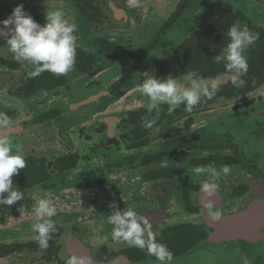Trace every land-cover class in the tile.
Segmentation results:
<instances>
[{"label":"flooded vegetation","instance_id":"obj_1","mask_svg":"<svg viewBox=\"0 0 264 264\" xmlns=\"http://www.w3.org/2000/svg\"><path fill=\"white\" fill-rule=\"evenodd\" d=\"M53 1L59 2L62 8L65 3L74 8V10L60 9L64 12L65 19L77 26L74 33L76 59L72 70L66 75H55L43 71L40 75L33 77L30 74L37 66L24 60H17L7 44V53L0 54V89L6 85L5 91L9 98L27 104L31 109L32 106L38 109L46 104L50 99L48 95L58 97L64 89L72 91L71 84L75 77L83 76L79 79L80 93L78 94L76 90L75 94H82L85 88L86 92L81 97L67 103V100L62 99L49 102L50 107L46 109L43 107L38 114H32L28 109L31 114L30 118L8 125V127H17V130L5 137L11 138L18 133H23L28 126L53 122L57 117L64 115L67 109L75 112L92 105L102 106L103 110L120 109L117 113L101 115L98 112L92 113V116L97 115L92 122V125L95 124L91 129L93 135L91 136L90 133L80 136L74 134L80 140H85L80 152L76 149L74 151H69V149L65 152L67 147L61 143L64 152L61 151L60 155L51 159H46L40 151V153L31 151L32 153L19 154L28 158H44V163L51 174L50 181H55V176L59 175L63 178L61 184L65 187L63 190H73L71 193L74 199L76 198L75 193L82 197L92 191L105 189L111 175L115 177L121 174L131 175L129 183L124 186H133L134 192L138 189L141 191L144 187L142 194L145 197L142 202H138L140 205L135 212H139L138 217L147 221L148 224L142 237L145 247L124 245L125 240L114 238L113 232L103 234L101 232L103 225L99 224L101 228L96 229L97 233L100 232L102 244L99 242L100 244L95 248L90 246L93 258L103 264L148 262L161 264L156 257L135 260L134 256L143 254L144 251L149 253L153 245H163L171 253V259L166 260L164 264H264V95H262L264 83L246 94L221 98L217 105L205 108L198 113L181 109V105L169 112V105L162 103L154 109L156 116L149 117L147 113H144L149 110L148 97L144 107L136 110L125 112L121 107L109 108L116 100L122 99L123 95L130 96L128 94L130 91L126 88L138 73H144L143 68L149 64L146 62L150 53L157 47L159 51L168 46L165 36L169 29L180 22L181 18H188L202 11V8L194 10L195 7L193 9L190 7L195 6L196 3H202L203 6L211 8L216 3H220V8L215 9L218 13L224 9L238 8L246 14L252 25L264 28V0H215V2L214 0H198V2L196 0H174L172 1L173 6H167L170 13L165 14L168 13L169 17L161 29L154 34L153 39L145 48H141L140 51L136 50L133 54L134 45L131 35L128 36L130 32L126 31L127 33H124L126 35H117L116 32L122 28L129 29L131 20L136 15V11L131 12L132 8L158 9L157 3L161 0H137L140 2L136 5H133L130 0ZM19 4H21L19 0L1 1L0 18L7 19L12 12L6 13V9L9 6L14 8V5ZM164 4L165 2H161V7ZM22 5L39 24H46L39 18L36 1L23 0ZM74 11L80 15L78 18L74 15ZM173 14H177L178 17L169 23ZM137 19L141 23L139 14ZM209 20L210 18L206 17V22ZM83 24L86 28L80 30ZM193 28L194 26H190V30ZM4 39L6 38L0 37V41ZM143 52H145L144 57L139 59ZM132 56H134L133 59ZM138 60L140 63L132 74V64ZM107 69L108 71L113 69L114 73L111 79L109 75L102 77V80L108 81L109 84L100 86L98 80L102 75L104 76V73L108 74ZM75 71L79 75H76ZM155 72L156 67L147 78L154 76ZM39 79H49L54 85L48 88L37 87L36 85L41 86L38 83ZM184 80L179 79L178 81L182 84ZM40 91H46L48 95H36ZM95 94H100V96L89 103L77 105ZM40 97H44L43 100H36ZM45 97H48L47 101ZM108 97L111 101L102 104V100ZM139 110L141 116L134 117L132 113ZM13 111L8 112L7 106L0 104V113L6 114L9 120L10 118L13 120V116L19 113L16 109ZM51 114L54 115L52 118ZM106 116L113 117L109 129L104 122L100 121ZM198 118L206 120L204 127H194ZM147 120L156 121L155 126L146 127L148 123L145 121ZM95 145L96 148L93 149ZM46 146L48 149L51 148L48 144ZM83 149H85L84 152ZM100 150H108V153L102 156L99 154L95 159L109 160L110 156L114 159L115 156L124 159L121 162L117 159V163L112 162L111 166L108 162L110 168L107 169L106 177L102 174L98 177L92 172L93 175L87 179L84 178L81 185L77 183L74 185L70 182L73 181V177L68 179L69 174L89 163V153H97ZM70 155H75L76 165L66 168V156ZM58 160H60L62 171L56 168ZM197 167L203 168L204 171L197 173L195 171ZM225 167L229 169L228 173L223 172ZM211 168H214L219 175H212ZM54 181L47 185L53 186ZM213 184L215 185L214 190H205V185ZM71 186L82 187L77 189ZM132 204V198H130L127 202L120 200L118 206L114 204L107 206L108 210L103 212L107 211L108 215L104 214L101 220L109 223L111 214L116 211H127L131 209ZM248 210H250L248 216L240 220H233L231 217ZM176 217L180 220L179 223H173L172 220ZM229 217L231 220L228 219ZM67 232L73 236L72 226ZM87 234L91 236L93 232L90 230ZM67 235L66 233L64 239L61 238V233L57 236L56 242L59 249L54 256L50 253L44 255L40 246L35 249L23 247L21 251L6 257L2 264L11 261L13 264H16L15 262L19 264H68L66 259L62 258V250L69 236ZM107 244L110 246H106ZM33 253L38 255L37 259L33 261L22 259L24 254ZM17 254L22 256H16ZM64 256L68 261L70 260L69 256ZM105 256H109L106 261L103 260ZM48 258L54 259L48 260Z\"/></svg>","mask_w":264,"mask_h":264},{"label":"rangeland","instance_id":"obj_2","mask_svg":"<svg viewBox=\"0 0 264 264\" xmlns=\"http://www.w3.org/2000/svg\"><path fill=\"white\" fill-rule=\"evenodd\" d=\"M1 1L12 2L14 0H0V2ZM22 1L23 0H19V3L22 4ZM34 1H36V6L39 12V18L43 23H47L46 21L47 11H56L60 9L74 10L73 6H71L68 3L67 4L65 3L62 8V6L59 5V2H55L53 0H34ZM130 1L132 2L133 5H136V3L138 4L140 2L137 0H130ZM172 1L174 0H161V2H165V4L161 7L160 5L161 2L157 3V5H159L158 9L132 8L131 12L136 11V15H134L133 19L131 20L129 29L127 30L126 28H122V30L116 32L117 35H122V34L126 35L124 34L126 31L130 32L128 33V36L131 35L130 37L134 45L132 54L136 53V50L140 51L141 48H145L149 44V42H151V40L153 39L154 34L161 29V27L169 17L168 13L167 14L165 13L166 12L170 13V10L167 8V6L168 5L173 6L174 2ZM196 1L198 2V0ZM220 6H221L220 3H216V5H213V7L207 8L203 6L202 3H196L195 6L190 7L191 9L195 7L194 10L196 8L198 10L199 8H202V11L200 12L203 13L198 12L195 15L190 16L188 18L185 17L186 19L181 18L180 22H177L176 24H174V26L171 29H169V31L165 36L167 37L166 45L168 46L161 48V50L159 51H158L159 47H157L156 48L157 50L155 49L150 53V56L147 58V62H146V64L147 63L149 64L143 68L144 73L143 74L138 73V75H136L131 81V84L126 88V90L130 91V92L127 91L128 94H130V96L128 97V95L127 96L123 95L122 99L116 100L109 108L121 107L123 111L127 112L131 110H136L140 107H144L145 100L148 99L147 96L142 95L138 91V88L142 85V83L149 76V74H151V71L169 55V53L173 49V48L169 49V46H173L176 45L177 43H180L186 37V33L189 32L187 34L189 35L190 32L193 31L194 29L203 27L204 25L209 23L212 19L209 20L208 22H202V24L199 27L195 28V26L199 24L198 21L206 20V18L203 16L210 17V15L213 14L212 12L215 9H219ZM1 7L2 5H0V9H2ZM12 10L13 7L9 6L5 12L11 13ZM138 14L140 16L141 23H139L137 19ZM201 14L203 16H201ZM74 15L77 18L80 16L78 13H76V11H74ZM190 26L192 27L194 26L193 30L191 31H190ZM84 28H86L85 24H83V26L80 27V30L81 29L84 30ZM6 47H8L6 43V39L0 41L1 55L2 54L5 55L7 53L8 50L6 49ZM133 58L134 56H132V59ZM151 60L153 61L150 62ZM75 72L76 75H79L77 71ZM113 73H114L113 69H110L108 71V74L104 73V76L102 75L101 79L98 80L99 82L98 85L106 86L107 84H109L108 81H103L102 77L105 78L107 75H109L111 79V75ZM81 78H83V76ZM81 78L75 77L74 78L75 80H72L73 83L71 84L73 87L72 91H70L69 89H64L62 92H60L58 97L54 95L53 96L48 95L47 94L48 92L46 91L38 92L36 95H43V96L48 95V97H50L49 101L46 100V98L48 97H45V101H47L46 104H44L42 107L38 109H35L33 106L31 109L28 107L27 104L9 98L6 95V91H5L6 85H4V87L0 89V104L7 106L8 112H14L13 111L14 109L19 110V113L16 114V116H13L14 117L13 120L12 118H10L11 120H9L8 125H12L17 122H22L24 120H27L31 116L30 113L32 114L40 113L43 110V107L45 109L50 107L49 102L52 103L53 101L62 99L64 101L67 100L66 101L67 103L69 101L74 100L75 98L81 97V95H84V93L86 92V88H85L82 90V94L78 95L80 93L79 90L81 89L80 87L81 84L79 80ZM176 81L181 86L188 85V81L186 79L182 84L178 80ZM76 90L78 94H75ZM43 98L40 97L37 98L36 100H43ZM109 101H111L109 97L105 98L102 100V104H107ZM68 107H70V105H68ZM28 109L30 110V113L28 112ZM119 111L120 109L103 110L102 106L95 107L93 105L85 107L75 112L67 109V111H64V115L57 117L53 122L45 123L37 126H28L23 133L20 134L18 133L16 136L14 135L11 138H8L11 142L12 152L13 154H26V153H32L31 151L34 152L40 151L41 154H43L46 157V159H51L56 155H60V153L64 151L65 152L68 151L69 149H70L69 151L71 150L74 151L76 149L77 152H80L82 151L81 146L85 142V140H80L74 134L80 136L82 134L90 133L91 136L93 135L91 129L94 127L95 124L92 125V122L95 116L97 115L92 116V113L98 112V114L101 115L105 113L106 114L117 113ZM196 117H198V115ZM205 124H206V120L204 121L202 118H198V121L194 127L195 128L204 127ZM77 142L79 143L77 144ZM61 143L63 144V146L65 144V146L67 147L66 150L62 151L63 148L61 146ZM46 144L50 145L51 148L48 149ZM84 150L85 149H83V152ZM105 153H108V150L105 151L100 150L97 153L94 152L89 153L88 155V158L90 160L89 163L84 164V167H80L76 172L69 174L68 179L73 177V181L70 182H73L74 185H76V183L81 185L84 182V178H88L92 176L93 173L96 174V176L98 177H100V174L106 177L107 169L109 167L108 162H110V166H111V164H113L112 162L117 163L116 162L117 159L118 162H121L124 159L123 157H119V156H115V159L114 157L110 156L109 160L95 159L99 154L102 156ZM91 159H95V160H91ZM133 176L134 175H132V177ZM130 178L131 175L128 174H121L117 177H115V175H111L108 180V185L105 189H101L96 192L92 191L90 192V194L88 193L89 191H86L88 194L82 197H79L77 193H75L76 194L75 199H74V195L72 196L71 193L73 190L70 191L63 190V188H65L61 186L63 178H61L59 175L55 176L54 178L55 181L51 180L50 182H47V183H51L54 181L55 184L53 183L54 184L53 186H47L46 188L44 186L42 187L37 186L32 188L31 190L23 191L22 193L24 194V198L21 201H17L15 204L11 206L7 205L8 206L6 212L8 213L7 221L3 225H0V244H12V243L28 244V243L38 242L37 239L38 233H35L32 230V225L34 223L41 222L39 218L36 216L35 207L38 200L48 198L51 200L52 206L55 208V214L50 218L54 225L55 231L50 232L49 239H53L54 241L57 240V236L60 233H61V238L64 239L66 233L70 235V232H67V230L70 226H72L74 232L71 233L76 239L82 241L88 247L94 246L95 248L100 243L102 244L101 236H99L100 232L97 233L98 231L96 228L99 227L100 225L101 226L103 225L101 232H103V234L105 235L112 233L113 232L112 230L114 228L111 223H104L101 220L104 213L106 216L108 214H106L107 211L102 212L100 208L106 207V210H108L107 206L111 204L118 206L120 200L123 201L126 200L127 202V200L132 198L133 204L131 205V210L135 211L136 209L139 208L140 203L138 202L143 201L145 197L142 194L144 191V187L141 191L138 189L137 192H134L133 186H124L125 184L129 183ZM71 187L73 188L77 187L78 189L79 187L82 186H71ZM121 191H123V193ZM77 192L79 193V191ZM123 203L125 204V202ZM177 218L178 217L172 220L173 223L180 222V220H178ZM44 219L47 220L49 218L45 217ZM100 228L101 227H99V229ZM90 230L93 232V235L91 236L87 234ZM128 244L130 243L124 241V245H128ZM106 246H110V245L107 244ZM94 248L93 250H95ZM106 249H111V248H106ZM16 256H22V255L17 254ZM37 257L38 255H36V253L24 254L22 259H26L27 261H33L37 259ZM10 258L12 259V257ZM62 258H65L66 261L68 262L67 257L62 255ZM15 263L19 264V262H15ZM155 263L157 262L154 263L148 262L142 264H155Z\"/></svg>","mask_w":264,"mask_h":264},{"label":"clouds","instance_id":"obj_3","mask_svg":"<svg viewBox=\"0 0 264 264\" xmlns=\"http://www.w3.org/2000/svg\"><path fill=\"white\" fill-rule=\"evenodd\" d=\"M44 25L39 24L30 14L26 12L22 4L15 6L11 15L0 21L7 31L0 30V37L6 38L9 50L17 60H24L36 69L30 75L35 77L43 71L55 75H66L72 70L76 59V36L74 33L77 26L65 19L61 10L47 11ZM230 38L223 54L216 57V61L225 62V68L230 73V82L235 87H242L246 81L242 78L248 71L246 50L259 38L248 27H241L239 21L235 22L228 30ZM188 86H181L176 79L169 76L167 79H157L155 76L146 78L138 91L150 100L149 111L157 109L160 104L169 105L168 111H174L183 104L187 111H191L198 105L203 97L212 98L220 90L217 80H204L197 77L194 72L186 75ZM264 95V93H262ZM156 121H150L146 127L151 128ZM9 119L6 114L0 113V129L8 128ZM26 167L25 158L19 154H13L10 140L0 136V204L11 206L24 198V194L13 188V175H18L21 169ZM197 173L204 169L197 167ZM212 175L218 176L214 168L210 169ZM224 173L229 169L225 167ZM215 185H205V190H214ZM7 193V196L4 194ZM36 216L41 222L34 223L32 230L38 233L37 239L43 249L48 247L50 232L55 228L51 217L55 214V208L48 198L37 201L35 207ZM49 219L45 220L44 218ZM109 223L113 228V236L123 239L131 245L145 247L142 239L147 221L139 218L134 210L116 211L109 217ZM150 255L164 264L171 259V253L163 245H156L149 249ZM87 258L73 257L68 264H86Z\"/></svg>","mask_w":264,"mask_h":264},{"label":"trees","instance_id":"obj_4","mask_svg":"<svg viewBox=\"0 0 264 264\" xmlns=\"http://www.w3.org/2000/svg\"><path fill=\"white\" fill-rule=\"evenodd\" d=\"M212 13L213 14H211L210 17H207L210 18V20L212 19L209 23H205L206 25L203 27L197 28L202 24V22H206V20L198 21L199 24L195 26L197 29H192L193 31L190 30V34L187 35L189 32L186 33V37L180 43L169 47V49H173L169 55L156 66V72L154 73V76L157 79H167L171 76L176 80H184L186 79L187 73L194 72L197 77H202L206 81L211 79L218 81L220 84V90L210 99L203 97L200 103L194 106L191 110L193 113H198L203 111L205 108L217 105L220 103L221 98H231L234 95L246 94L253 88L264 83V28L252 25L247 19L246 14L238 8L224 9L219 13L214 10ZM201 16L203 15L201 14ZM177 17V14H173L169 23ZM203 17L206 18V16ZM237 21L240 22L241 27H248L253 33L258 34L259 37L256 42L246 50L245 55L247 56L248 61V71L242 77L246 81L242 87L233 86L230 82L231 74L227 72L225 62L223 60L220 62L216 61V57L223 54L226 46L230 42V38L228 36L229 28ZM143 55H145V52L142 53V56L139 59L144 57ZM139 63L140 62L138 60L132 64V74H134ZM38 83L41 86L36 85L37 87L48 88L54 85V83H50L49 79H39ZM181 109H186L183 104H181ZM144 113H147V116L149 117L156 116V111L154 109L151 111L148 110L147 112L144 111ZM132 115L137 118L140 117V110L133 112ZM53 116L54 115L51 114L50 117L52 118ZM149 117L148 120H150ZM148 120L145 122L149 123ZM196 145L197 147L199 146L198 143H196ZM95 148L96 145L93 149ZM24 158L26 161V167L21 169L18 175H13V188L23 192L31 190L37 186H44L45 188L50 186L47 185V182H50L51 174L48 167L44 163L45 159ZM75 162V155L66 156V168L75 167ZM56 168L62 171L60 160L57 161ZM4 195L7 196V193ZM7 207V205L0 204V225H3L7 221ZM105 208L106 207L100 209L103 212L106 210ZM106 214H108V212H106ZM185 240H188V238H185ZM39 246V241L28 244H0V264L4 262L6 257L21 251L23 247L35 249ZM41 249L44 251V255H48V253H50V255L54 256L56 252L58 253L59 246L56 240L54 241L53 239H49L47 249ZM144 252L145 253L143 254L135 255V260H145L149 257H156L155 255H150L147 251ZM108 258L109 256H105V259L103 260L106 261ZM52 259L48 258V260Z\"/></svg>","mask_w":264,"mask_h":264},{"label":"water","instance_id":"obj_5","mask_svg":"<svg viewBox=\"0 0 264 264\" xmlns=\"http://www.w3.org/2000/svg\"><path fill=\"white\" fill-rule=\"evenodd\" d=\"M5 18H0V21H3ZM0 30L3 31H7V29H5L3 27L2 24H0ZM100 96V94H95L93 96H90L88 98H86L85 100L79 102L77 105H82L85 103H89L93 100H95V98H98ZM113 119V117L110 116H106L100 119L101 122H104L107 125V129L110 128V121ZM17 130V127H8L6 130L2 129L0 130V136H8L13 134L15 131ZM108 135V133H107ZM251 210V209H250ZM250 210L245 211L243 213H238V214H234L233 216H231L233 218V220H240L242 219L244 216H248ZM231 217H229L228 219L231 220ZM63 255H67L69 256V259L71 260L73 257H77V258H87L86 259V264H103L101 262L96 261L93 256H92V251L91 248L86 246L82 241L76 239L74 236L69 235L67 241L64 244V248L62 250ZM7 264H13L11 262H8Z\"/></svg>","mask_w":264,"mask_h":264}]
</instances>
